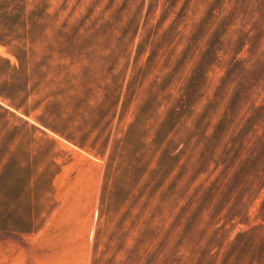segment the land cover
<instances>
[{
	"label": "rangeland",
	"instance_id": "obj_1",
	"mask_svg": "<svg viewBox=\"0 0 264 264\" xmlns=\"http://www.w3.org/2000/svg\"><path fill=\"white\" fill-rule=\"evenodd\" d=\"M0 93V264H264V0H0Z\"/></svg>",
	"mask_w": 264,
	"mask_h": 264
},
{
	"label": "trees",
	"instance_id": "obj_2",
	"mask_svg": "<svg viewBox=\"0 0 264 264\" xmlns=\"http://www.w3.org/2000/svg\"><path fill=\"white\" fill-rule=\"evenodd\" d=\"M13 67H15V65ZM130 81H131V79H128V82H127V85H126L125 95H127V93L129 92V89H130V84L129 83H130ZM121 93H122V85H121V88L119 89V92H118L117 101H118V98H120ZM0 95L3 98H7V97L9 98V96L4 95L2 93H0ZM10 102H11L10 104L15 106L16 108H19L21 106L18 103H14L12 101H10ZM0 108L3 110V115H4V117H6V119H9V117L11 115H14V113L11 110H9L7 107H4V106L0 105ZM55 130H57L58 132H61V131H59V129H55ZM79 144L82 145V146L84 145V143L81 142V140H80ZM110 161H111V156H109V160H108V162L106 164H108Z\"/></svg>",
	"mask_w": 264,
	"mask_h": 264
}]
</instances>
